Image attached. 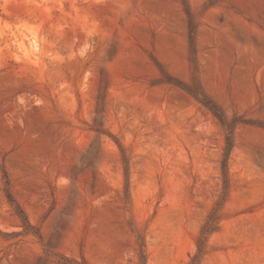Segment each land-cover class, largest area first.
Wrapping results in <instances>:
<instances>
[{"label":"rangeland","instance_id":"374dc122","mask_svg":"<svg viewBox=\"0 0 264 264\" xmlns=\"http://www.w3.org/2000/svg\"><path fill=\"white\" fill-rule=\"evenodd\" d=\"M0 0V264H264V0ZM129 159L126 180L122 156ZM10 192L40 237L24 233Z\"/></svg>","mask_w":264,"mask_h":264},{"label":"trees","instance_id":"16d2710c","mask_svg":"<svg viewBox=\"0 0 264 264\" xmlns=\"http://www.w3.org/2000/svg\"><path fill=\"white\" fill-rule=\"evenodd\" d=\"M183 5L185 7V13L188 18V39H189V47L192 55L191 61L195 63V54H196V33H197V25L195 22L194 15L188 5V0H183ZM161 73L164 75L165 83L171 84L175 87H178L189 94L196 102L204 106L208 109L221 123L226 132L225 137V148L223 153V159L221 162V177H222V192L215 204V207L207 217L204 225L201 228L199 236L196 241L197 251L196 254L191 258L189 264H200L204 256L206 255V247L207 240L210 235L216 233L219 229V224L221 221L220 213L225 204L230 189H231V178L229 174V159L234 148V129L237 125V121H230L225 113L222 111L221 107L210 98L202 89L199 81L197 79H193L191 84H184L180 82H172L168 75L164 74L161 70ZM121 156H122V164L124 168V173L126 180L128 181L129 175V159L125 152L124 147L118 142L115 141ZM5 182V194L9 201V203L14 206L16 215L21 219L22 226L24 228V233H34L36 236L40 237L37 231H34V227L28 221L24 211L20 208V206L16 203L10 192V183L7 177ZM62 264H88L84 259L82 262H78L76 260L62 258Z\"/></svg>","mask_w":264,"mask_h":264}]
</instances>
